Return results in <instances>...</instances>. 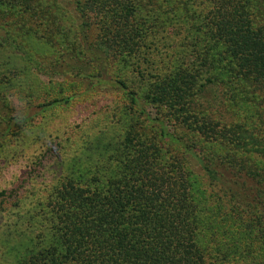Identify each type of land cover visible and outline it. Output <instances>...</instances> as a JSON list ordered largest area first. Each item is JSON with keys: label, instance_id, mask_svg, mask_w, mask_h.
<instances>
[{"label": "trees", "instance_id": "obj_1", "mask_svg": "<svg viewBox=\"0 0 264 264\" xmlns=\"http://www.w3.org/2000/svg\"><path fill=\"white\" fill-rule=\"evenodd\" d=\"M9 18L29 31L47 25L39 32L57 47L48 69L123 105L101 158L67 168L36 203L15 200L0 264H215L185 162L232 211L264 201V167L251 164L264 158V0H0V27ZM172 26L184 43L173 56L155 54ZM14 70L0 61V140L73 99L9 114Z\"/></svg>", "mask_w": 264, "mask_h": 264}, {"label": "rangeland", "instance_id": "obj_2", "mask_svg": "<svg viewBox=\"0 0 264 264\" xmlns=\"http://www.w3.org/2000/svg\"><path fill=\"white\" fill-rule=\"evenodd\" d=\"M58 7L60 15L67 19V30L71 29V15L65 7ZM8 21L12 25L0 27V61L14 65L18 74L4 91L3 110L27 116L29 110H23L25 102L65 96L73 99L16 128L14 137L0 140V193L6 197L0 207V232L9 210H19L14 207L15 200L26 205L42 200L49 186L67 168L73 172L81 160L91 163L107 152L106 138L109 133L117 135V119L123 105L115 94L87 91L76 78L48 69L57 47L39 32H49L46 24L43 30L29 31L20 23L13 24V18ZM176 32L175 26L162 32L167 40L156 44L155 54H176L184 43ZM65 42L71 45L73 36L68 34ZM132 79L128 82L134 87L136 81ZM251 164L262 168L264 158L254 157ZM185 167L189 182L202 201L207 251L215 258V264H264V201H255L257 208L244 210L243 214L232 211L219 186L209 184L191 162H185ZM224 254L228 255L224 258Z\"/></svg>", "mask_w": 264, "mask_h": 264}]
</instances>
